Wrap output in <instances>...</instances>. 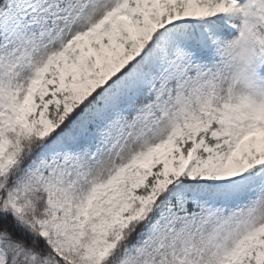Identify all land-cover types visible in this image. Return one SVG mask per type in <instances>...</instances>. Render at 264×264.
I'll use <instances>...</instances> for the list:
<instances>
[{
    "label": "snow or ice",
    "instance_id": "snow-or-ice-1",
    "mask_svg": "<svg viewBox=\"0 0 264 264\" xmlns=\"http://www.w3.org/2000/svg\"><path fill=\"white\" fill-rule=\"evenodd\" d=\"M0 264H264V0H0Z\"/></svg>",
    "mask_w": 264,
    "mask_h": 264
}]
</instances>
